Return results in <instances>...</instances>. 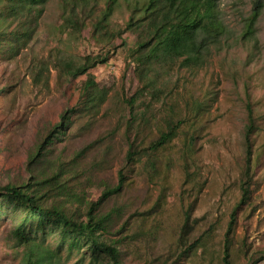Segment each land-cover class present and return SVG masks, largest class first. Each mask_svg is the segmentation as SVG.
<instances>
[{"label":"rangeland","instance_id":"obj_1","mask_svg":"<svg viewBox=\"0 0 264 264\" xmlns=\"http://www.w3.org/2000/svg\"><path fill=\"white\" fill-rule=\"evenodd\" d=\"M136 1L118 0L107 34L94 36L90 20L80 32L63 25L60 0H46L31 17L32 33L17 42V22L8 18L0 37V185L37 180L74 216L84 219L90 208L107 216L104 238L124 264H264V0L252 38L242 31L253 0H218L219 41L196 68L155 65L147 72L154 88L138 75L135 34L125 29ZM94 54L108 56L89 70L105 94L82 110L86 76L67 77L61 64ZM246 102L254 122L248 170ZM71 108L66 128L29 166ZM176 120L178 135L149 151ZM129 143L140 153L126 164ZM120 170V191L102 195ZM9 215L0 217V264L18 261L5 240Z\"/></svg>","mask_w":264,"mask_h":264},{"label":"trees","instance_id":"obj_2","mask_svg":"<svg viewBox=\"0 0 264 264\" xmlns=\"http://www.w3.org/2000/svg\"><path fill=\"white\" fill-rule=\"evenodd\" d=\"M45 3L46 0H0V37H3V28L9 24L8 18H12L19 28L14 42L27 38L33 31L29 26L31 17L39 16ZM100 3L102 9H98ZM117 3L118 0H60V19L73 32H80L90 20L92 36L107 34L108 19ZM217 3L218 0H142L129 3L131 12L125 29L135 34L136 66L140 78H146V85L154 88V81H148L147 72L155 65L165 66L179 60V66L196 68L203 62L206 51L219 41L224 31L218 17ZM262 8V0H253L250 13L244 21L242 37H254L256 20ZM107 60L106 54H94L85 55L79 63L67 60L61 64V70L67 77L86 76L80 85L82 101L79 109H89L102 102L105 93L103 89H98L89 70ZM245 108L247 124L244 140L248 170L249 141L254 122L249 102H246ZM74 111L75 108H71L61 113L59 122L50 134L30 154L29 166L43 156V150L50 144L53 134L66 128ZM180 124V120L168 123L158 138L150 142L148 150L157 152L171 142L178 135ZM138 153L133 143H129L126 164ZM148 162L153 164L151 159ZM124 180L120 170L117 184L107 187L102 195L119 192ZM246 191L242 190L241 203L246 198ZM49 201L43 183L37 180L0 185V217L10 214V227L5 240L18 258L17 264H64L73 254L79 257L72 264H124L114 241L104 238L107 216L95 215L93 208H90L85 212V218L80 219L69 213L62 203ZM232 223L231 218L227 232ZM63 252L66 254L64 259ZM226 257L225 248L223 259L226 260Z\"/></svg>","mask_w":264,"mask_h":264}]
</instances>
